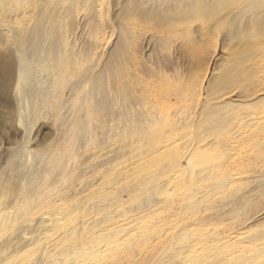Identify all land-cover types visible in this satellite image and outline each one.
<instances>
[{
    "label": "rangeland",
    "instance_id": "rangeland-1",
    "mask_svg": "<svg viewBox=\"0 0 264 264\" xmlns=\"http://www.w3.org/2000/svg\"><path fill=\"white\" fill-rule=\"evenodd\" d=\"M98 2V0H0V211L5 209L13 214L12 216H18L19 213H26L30 206L50 205L48 209L63 208L64 218L74 215L77 216L75 220L79 221L83 216L81 212L84 206L81 203L84 201L82 204L85 205V198L81 197L84 193L92 196L83 192L85 190L83 186L98 182L94 178L95 171L96 173L97 170L109 172L107 168L111 167L110 169L113 168L114 171L113 169L111 171L114 173L111 171L110 173L114 176L110 175L107 184L114 194L105 199L111 200L115 196L122 198L126 202L123 205L128 213L130 211L132 214L138 212V208L139 210L143 207L146 208L150 203L156 202L159 196L155 195V189H152L146 193H139V195L141 194L138 196L139 198H132L135 201L130 200L129 191L137 185L134 184L135 182L127 181L133 177V171L131 173H128L127 170V173L124 172V168L127 169L129 166H125L123 170L121 167L125 164L121 161L125 156H129L130 149L135 147L139 149L140 144L142 147L145 144H148L145 147H150L155 142L154 140H163L164 138L162 139L160 135L164 133L169 136L171 147L174 143L171 142L173 137L179 139L180 134L187 133L189 139L182 135L180 138L186 139L184 141L192 138L190 145L195 143L198 138L199 140L204 139V147L197 149L194 156L192 155L191 160H193L190 161V164L194 162L192 165L182 166L183 170L180 167L182 172L179 169V177L182 178L181 180L186 177L188 179L193 168L200 170L207 167L206 170L209 172L203 171V169L200 173V176H204L206 172L205 176L208 175V178L204 176L202 180L207 181L203 183L201 180L198 187L195 185L197 187L195 190L194 186H190V181H187L189 189H186L188 188L186 183L184 185L175 182L173 185H169L170 200L175 199L179 204L182 203V205H175L177 211L174 209L169 213L168 211L166 213L165 211L161 213L153 211L151 215H146L147 219L144 227L142 226L143 229L136 226L132 228L135 229L134 231H138L136 236L141 231L144 232H142V239L146 237V234L152 232L153 237L149 234L150 237L147 235L148 240L146 238L142 240L139 237L137 242L131 241V244H126L131 247L128 248L125 245L123 248H119V254L116 257H111L109 254L99 256L100 258L95 260V263L93 260L92 264H193L194 262L197 264L198 261L201 262L202 259L204 261L209 256L212 258L209 257L207 262L202 261L201 263L218 264L219 262L221 264L223 259V264H229V261L230 264H234L232 253H235L237 249L236 253H239L240 258L238 264H256L257 262L264 264V74H262L264 67L259 65L262 62V66H264V7L258 5L252 9L253 11L239 14L242 21L236 22L238 26L236 31L244 28L249 29L252 33L247 37L249 52L247 51L245 55L244 65L238 66L244 71L238 72L240 76H231L227 71H230L231 67L238 63H235L234 48L240 45V41H233L231 38L233 17L224 18V16L228 12L231 16H233L232 14L237 15V11H235L237 6L231 4H236L238 0H103L101 9L97 7ZM95 34L103 36L104 42L99 44L101 47L95 44ZM217 36L222 42L218 51L214 52L213 38ZM225 43H229L227 49H223ZM251 47L252 49H250ZM254 58L256 61L253 60ZM233 68L237 69V66ZM204 74L207 76L204 79L203 93L199 98L198 93L193 94L197 89L193 88V91L189 88L194 87V82L202 80ZM140 83L142 84L140 85ZM145 84L150 85L151 90L148 89L149 93L146 96L143 95L142 98L149 97L147 101L150 100V104H154V102L156 104L155 106L152 104V107L157 106L160 110H158L159 108L155 109L156 111L153 110L154 108H150V104L145 102V98V101L139 98V95L143 94L142 91L145 92V89L148 88ZM160 85L166 86L169 91L172 87L173 92L180 91L179 87L184 91L188 90L186 92L189 95L186 93L188 95L186 98H190L188 101L191 102L186 101L182 104L191 107V104H195L199 99L201 106L198 108H203L201 110L205 112L204 120L201 118L203 113L199 115V112L197 118L193 116L194 118L191 120L188 119L186 115L192 111L191 108L190 111L188 110L189 106L183 105L182 107L181 104L179 107L177 104L175 107L180 108L178 111V107H176L177 109L171 107V104L167 106V99L165 100L163 97L162 101H165L164 105H166L162 108L163 104L159 103L158 95H162L160 91L165 87L157 88ZM207 87L208 91H206ZM195 95L198 96L195 97ZM195 98L197 99L195 100ZM214 103L222 106L220 111L223 113L228 110L231 114L233 110L236 115L238 112L241 115L236 118L234 112L230 117L228 112L223 114L217 111L215 113L219 109H216V105H212ZM159 104L162 105L159 106ZM166 106L171 108L167 109ZM146 107H149L147 110L152 109L158 114L159 111L164 110L166 113L164 111L163 114L161 112L158 115L150 110L149 115L154 116L156 122H149L146 120L149 117V115L146 116L147 110L144 111ZM185 107L188 112H185L187 111ZM175 110L178 113L182 112L178 116L184 115L183 118L186 117L190 121L185 118L180 119L181 122H176L178 125L175 122H173L175 126L171 124L169 118H174L172 116L177 115ZM206 112H209L210 115ZM221 113L228 118L221 116L219 118ZM152 116L149 118L153 120ZM206 116H209L208 119ZM209 118L213 120L209 121ZM160 120L169 122L172 126L168 123L165 124L174 130L166 127L163 122H159ZM190 122L194 123H191V132L190 129H187ZM241 124L247 128H243ZM153 127L155 131L152 130ZM163 127L169 129V132L168 130L164 132ZM179 129L183 131L179 132ZM219 129L222 131L220 132ZM157 130H160L159 133L162 134L156 133ZM238 130L241 132L239 131V133ZM214 131H216L215 134ZM142 133L144 134L140 135ZM177 134L179 135L177 136ZM146 135L150 137L147 138ZM223 135L225 138L222 137ZM231 135L232 137L228 139ZM214 137H216V141ZM213 140L214 144L211 143ZM182 141H180L179 148L183 147V144L184 146L189 145V141L188 143ZM231 142L235 148H231ZM207 143L208 145H206ZM108 149L113 150L109 153L111 155L101 159L100 153ZM142 150L144 149L142 148ZM123 151L125 153L122 154ZM174 154L180 155L181 152H174ZM163 156L164 154H159L158 157H155L158 162L156 163L154 159L153 165L162 163L164 167L168 166L169 159L166 155ZM222 156L225 159L228 158L224 159L226 162L220 159ZM117 157L121 161L116 163L115 161L119 160ZM219 159L222 160V163H218ZM113 164H117L115 168H121L123 171L120 169V174L116 173L118 169H115ZM119 164H121L120 167ZM188 166H192V169L189 170ZM221 166L229 169L231 177L228 174L229 171L227 173V170L224 169L226 171L224 172V167L220 168ZM121 172L126 173V176ZM236 172L237 174H234ZM87 179L89 181L91 179L92 183ZM231 179H233L232 183L229 184ZM200 186L205 189L200 191ZM207 188H211L210 191ZM194 191L200 192V196H196L197 193L194 194ZM81 193H83L82 196ZM88 197L87 202L92 203ZM115 201L113 200V202ZM173 211L176 213L174 214ZM171 212L173 213L171 214ZM136 217L133 216V219ZM169 217L172 220H169ZM67 220L71 221L72 218L69 217ZM188 224H191L190 228L194 226V229L186 234L191 233L192 239L199 241L197 243L202 240L198 248L206 247L203 250L205 249L207 256L202 254L204 251L200 250L199 252L198 250V252L194 251L193 258L196 256L195 252L198 253V256L200 254L205 258L200 256L202 259H198L197 256L194 261L190 252L184 253L182 258H176L172 253L174 252L173 247L182 246V244L174 246L173 241L179 239L178 237L187 229ZM163 225L165 226L163 227ZM204 227L207 231L209 228L210 231L206 232ZM151 228L153 229L151 230ZM195 228L196 230H198L197 228L203 229L194 232ZM146 230L147 232H145ZM150 231L152 232L150 233ZM172 232L175 235L179 232V235L175 236ZM7 234L4 233L0 237V249H3V251L0 250V259L9 253L14 254V248L5 242ZM123 234L125 233L123 232ZM235 234H238L233 240L235 244L226 242L228 246L230 245L231 250L234 249L231 251L227 247L230 250L229 254L225 249L226 245L221 244L220 246L225 247L219 248V245L217 244V246L214 241V236H234ZM242 234L246 235L245 237L249 235L248 237L254 244L249 246L247 243L250 238L245 239ZM202 236L206 241L202 239ZM207 236L209 237L207 238ZM240 237H244L245 240ZM171 238L174 240L172 241ZM192 239L186 238L187 241ZM211 240L214 242L211 243ZM251 240L250 242H252ZM11 242L17 246L24 244L25 240L21 243H18V240ZM203 242H206V245L203 246ZM156 243H160V245L156 246ZM207 244L211 247L212 244L215 245L213 247L218 248L214 249L216 253L220 254L224 251L221 255L227 259L222 256L221 261L218 260L216 263L213 254H215V260L218 259L216 257L218 254L213 248H208ZM5 246L10 248L4 250ZM80 247V240H77L73 245L69 243L63 248L67 252L65 255L62 253L63 249H58L47 260L44 259V264H76L74 259L78 256L75 251L77 253L81 249L83 250ZM185 248L183 251H186ZM252 249L254 254H252ZM170 250L171 253H169ZM41 252L42 250H25L24 254L14 255L10 263L21 264L23 261H34ZM245 252L251 253L247 255ZM251 254L255 258H250ZM256 257L262 258V262ZM77 259L79 260V258ZM224 259L228 262L226 263ZM231 261L233 262L231 263ZM237 261L238 259H236Z\"/></svg>",
    "mask_w": 264,
    "mask_h": 264
},
{
    "label": "bare ground",
    "instance_id": "bare-ground-1",
    "mask_svg": "<svg viewBox=\"0 0 264 264\" xmlns=\"http://www.w3.org/2000/svg\"><path fill=\"white\" fill-rule=\"evenodd\" d=\"M65 1V0H64ZM99 2H98V4H97V7H99V9H101V7H102V5H103V0H98ZM34 3H36V2H34ZM28 5V4H27ZM232 6L233 5H236L237 7V10H235V11H237V15L236 14H232L233 16H231V14H229V12H228V14H226L225 16H224V18H228V17H233L232 19H234V22L232 23L231 22V24L234 26H232L231 27V30H232V32H231V38H232V40L233 41H235V40H239L240 41V45H237L235 48H234V52H235V63H237V64H235L236 66H237V69H234L233 67H236L235 65H233V67H231L232 69H230V71H227L228 73H229V75H231V76H240V74L238 73L239 71H242V69H240V68H238V66L240 67L241 65H244L243 63H244V59H245V55H246V53H247V51L249 52V46H248V42H247V37L248 36H250V34L252 33H250V30L249 29H244V28H242L240 31H236V28L238 27L237 25H236V22L237 21H239V22H241L242 21V19H241V16H239V14L240 15H242V14H244V13H246L247 11H253L252 9H254V8H256V7H258V5L259 6H262V7H264V0H238V2L236 3V4H231ZM26 6V5H25ZM28 7V6H27ZM30 7V6H29ZM21 10V9H20ZM19 10V11H20ZM32 10V9H31ZM18 11V15H19V12ZM23 11V10H22ZM26 11V10H25ZM22 13V12H21ZM235 13V12H234ZM28 14H31V13H28ZM6 15V14H5ZM22 15H24V14H22ZM21 15V16H22ZM26 16V15H25ZM24 17V16H23ZM239 17V18H238ZM29 18V17H28ZM236 19H238V20H236ZM96 33V32H95ZM93 35V34H92ZM100 35V36H99ZM99 35H96L95 34V41H96V45L98 44H100L101 45V43H102V41H103V36L101 35V34H99ZM252 35H254V34H252ZM94 41V42H95ZM213 41H214V52H217L218 51V48L220 47V45H221V40H220V38L217 36V37H214L213 38ZM91 42H93V41H91ZM104 42V41H103ZM262 43V42H261ZM258 44H260V43H258ZM99 45V47H101ZM103 45V44H102ZM228 45H229V43H225L224 44V46H223V49H227L228 48ZM264 46V45H263ZM253 47V46H252ZM252 47L250 48V49H252ZM262 47V46H261ZM247 59V58H246ZM253 60H255L256 61V59L254 58ZM258 60V59H257ZM261 60V58L259 59V61ZM252 61V60H251ZM258 61V62H259ZM261 62V61H260ZM256 64H258L257 62H255ZM255 63H254V65H255ZM264 63V62H263ZM260 65V67H264V66H262V62L259 64ZM264 65V64H263ZM251 66H252V63H251ZM63 67V66H62ZM242 67V66H241ZM64 68H65V66H64ZM66 69V68H65ZM250 69V68H249ZM62 71H63V69H62ZM243 71H244V69H243ZM242 71V72H243ZM246 71V70H245ZM255 71V70H254ZM262 71H264V70H262ZM228 73H227V75H228ZM260 73H261V71H260ZM262 74H264V72L262 73ZM241 75H243V74H241ZM207 76V74H204L203 75V78H202V80H200V81H197V82H194V80H192L193 82H194V87H188V86H186V87H188L189 89H191V90H193V88H195V89H197L195 92H193V94L194 93H198V95H199V98H200V95L203 93V90H204V79H205V77ZM259 76V75H258ZM261 76H263V75H261ZM138 77V76H137ZM163 77V76H162ZM228 77V76H227ZM230 77V76H229ZM257 77V76H256ZM264 77V76H263ZM231 78V77H230ZM239 78V77H238ZM254 78V77H253ZM234 80H235V78H233ZM255 79V78H254ZM258 80V79H257ZM261 80H262V78H261ZM262 82V81H261ZM145 83V82H144ZM144 83H143V85H144ZM142 83H140V85H141ZM234 84V83H233ZM138 85V84H137ZM146 85V84H145ZM189 85V84H188ZM139 86V85H138ZM148 85H146V87H147ZM150 86V85H149ZM148 86V88L147 89H145L146 91H147V93H145L146 91L142 88V90H144L145 92H143L142 91V93L143 94H140V95H142L141 97H140V95H139V98H142L143 97V95L144 96H146V94H148L149 92H148V89H150V87ZM159 86V85H158ZM161 86H163V85H160V87H157V88H162ZM185 86V85H184ZM184 86H183V88H184ZM193 86V85H192ZM163 87H165V88H162V91H160V93L162 94V95H158V99H159V103H162L163 104V107L162 108H164V106L167 104V106L169 105V104H171V107L173 106L174 108H176V107H178L179 105H181L182 104V102H186V101H188V100H190V98H186V97H188V93L186 92V91H188V90H183L182 88H180L179 87V89H181V90H183V91H176V92H173V90H172V87H171V90L169 91L168 90V88H166V86H163ZM141 88V87H140ZM139 88V89H140ZM153 88V87H152ZM137 89V88H136ZM179 89H176V90H179ZM187 89V88H186ZM261 89V88H260ZM135 90V89H134ZM151 90V89H150ZM229 90H231L230 88H229ZM229 90H227V91H229ZM233 90L235 91V88H233ZM138 91H140V90H138ZM194 91V90H193ZM206 91H208V87H207V89H206ZM232 91V90H231ZM154 92V91H153ZM230 92V91H229ZM258 92V91H257ZM145 93V94H144ZM156 93H157V91H156ZM188 95H187V94ZM189 93H192V91L190 92L189 91ZM230 93H232V92H230ZM138 94V93H137ZM158 94V93H157ZM156 94V95H157ZM227 94H229L228 92H227ZM255 94V93H254ZM198 95H195V97L196 96H198ZM226 95V94H225ZM249 95V94H248ZM251 95V94H250ZM252 95H253V93H252ZM149 96H151V95H149ZM153 96V95H152ZM193 96V95H192ZM162 97L166 100L167 99V102H166V104L164 105V102L162 101V100H164V99H162ZM191 97V96H190ZM251 97V96H250ZM145 98V97H144ZM144 98H142L143 100H144ZM157 98V97H156ZM193 98V97H192ZM191 98V99H192ZM198 98V97H197ZM197 98H195V100L197 99ZM217 98V97H216ZM215 98V99H216ZM149 99V97L148 98H145V102H147L148 104H150V100H149V102L147 101ZM153 99H155V98H153ZM152 99V100H153ZM186 99V100H185ZM218 99V98H217ZM194 100V99H193ZM195 100H194V103H195ZM156 101V100H155ZM189 103L191 102V101H188ZM142 103H143V101H142ZM210 103V102H209ZM144 104V103H143ZM152 104L153 103H151L150 104V108L152 107ZM161 104V105H162ZM178 104V106H176L175 107V105H177ZM187 104V103H186ZM229 104V103H228ZM154 106L156 105L155 104V102H154V104H153ZM160 104H159V106H161ZM183 105L184 104H182V107H183ZM193 105V106H192ZM212 105H216L217 106V108L216 109H219V110H216L215 109V106H214V109L216 110L215 111V113L217 112V111H220L221 110V108H222V106H220V104L218 105V104H216V103H214V104H212ZM227 105V104H226ZM145 106H149V105H145ZM154 106L152 107V109L154 108ZM166 106V107H167ZM170 106V105H169ZM184 106H189V105H184ZM198 106H201V103H200V101H199V99H197V101H196V103L195 104H191V107L189 106V111H190V108L192 109V111L191 112H188V110H187V108L185 107V109L187 110V111H185V112H188V114L187 113H184V114H187L186 116L188 117V119H190L191 120V118H194V117H198V112H199V115H201V113H203V115H202V117L201 118H203V116H204V114H205V112H204V110H201V109H203V108H201V107H199L198 108ZM219 106V107H218ZM157 107V106H156ZM154 108L153 110H155V109H158L159 107H157V108ZM171 107H167V109L168 108H171ZM179 107H181V106H179ZM178 107V108H179ZM224 107V106H223ZM161 108V109H162ZM231 108H233L232 106H231ZM145 110L144 111H146L147 109H149V107H146V108H144ZM152 109H150V110H147V114H146V116L147 115H149L150 113H149V111L150 112H155V111H152ZM177 109V108H176ZM225 109H226V107H225ZM234 109V108H233ZM158 110H160V108L158 109ZM180 110V108L178 109V111ZM223 110V109H222ZM165 111V110H164ZM164 111H159L161 114H163V112ZM173 111V110H172ZM181 111H182V108H181ZM180 111V113H182ZM201 111H203V112H201ZM213 111V110H212ZM225 111H227L228 112V110H225ZM229 111H231L230 109H229ZM177 112V110H175V113ZM220 112H222L223 113V111H220ZM219 112V113H220ZM227 112H224L223 114H225V113H227ZM232 112H234L233 110H232ZM232 112H231V114H230V112H228L230 115H229V117L231 116V115H233L232 114ZM144 113V112H143ZM155 113H157L158 114V112H155ZM154 113V114H155ZM159 113V114H160ZM165 113H166V111H165ZM170 113H171V110H170ZM174 113V114H175ZM180 113H176L177 115L176 116H172L171 114V116L172 117H174V118H169L170 119V121L169 122H171V124H173V122H175V124L176 125H178L177 123L178 122H181L180 121V119L182 120V119H185V118H183L184 117V115L183 116H181L180 117V115L178 116V114H180ZM209 112H206V114H208ZM221 113V115H219L218 117L219 118H221V117H225V115H223ZM237 113V112H236ZM156 114V115H157ZM158 114V115H159ZM234 114H235V112H234ZM182 115V114H181ZM208 115H210V113L208 114ZM223 115V116H222ZM236 115V114H235ZM234 115V116H235ZM239 115H241L239 112L237 113V115H236V118H238V116ZM152 115H149V117H151ZM164 116H166L165 114H164ZM164 116H162V117H164ZM168 116V115H167ZM194 116V117H193ZM213 116V115H212ZM221 116V117H220ZM148 117V118H149ZM153 117V120L151 119V118H146V120H149V122H152V121H155V118H154V116H152ZM180 117V118H179ZM205 117V116H204ZM207 117H209V116H206V118ZM240 117V116H239ZM160 118V117H159ZM200 118V119H201ZM226 119L228 118L227 116L225 117ZM235 118V119H236ZM150 119H151V121H150ZM156 119H158V118H156ZM166 119H168V118H166ZM187 118H186V120L187 121H190V120H188ZM208 119V118H207ZM207 119H205V120H207ZM242 119V118H241ZM202 120V119H201ZM203 120H204V118H203ZM202 120V121H203ZM213 120V119H212ZM210 118H209V121H212ZM220 120V119H219ZM229 120V119H228ZM158 121V120H157ZM183 121H185V120H183ZM194 121V120H193ZM208 121V122H209ZM221 121V120H220ZM156 122V121H155ZM159 122H163L164 123V125L166 126V127H168L165 123H168V125H171L169 122H164L163 120L161 121H159ZM177 122V123H176ZM205 123H206V121H204ZM222 122V121H221ZM223 122H225L224 120H223ZM147 124H148V122H146ZM154 123V122H153ZM185 122H183V124H184ZM187 123V122H186ZM191 123L192 124H194L193 122H190V127L188 126V128L187 129H190L192 126H191ZM155 124V123H154ZM189 124V123H188ZM199 124H201V123H199ZM198 124V125H199ZM224 124H226V123H224ZM158 125H159V123H158ZM174 125V124H173ZM182 125V124H181ZM184 125H186V124H184ZM183 125V127L185 128V126ZM222 125H223V123H222ZM227 125V124H226ZM234 125V124H233ZM163 126V125H162ZM164 126V127H165ZM172 126V125H171ZM175 126V125H174ZM187 126V125H186ZM194 126V125H193ZM215 126V125H214ZM218 126H220V125H218ZM239 126V125H238ZM241 126H243L242 124H241ZM245 126V125H244ZM243 126V128H247V127H244ZM164 127H163V129H164ZM177 127V126H176ZM182 127V126H181ZM181 127H180V129H181ZM182 127V128H183ZM199 127V126H198ZM201 127V126H200ZM228 127V126H227ZM168 128H172V127H168ZM175 128V127H174ZM178 128V127H177ZM183 128V129H184ZM243 128H242V130H243ZM155 129H158V128H155ZM173 129V128H172ZM179 129V132L180 131H183V130H180ZM186 129V130H187ZM227 129V128H226ZM232 129V128H231ZM239 129H241V128H239ZM153 131H155L154 130V127H153V129H152ZM165 130H168V132H169V129H164V132H165ZM171 130V129H170ZM174 130V129H173ZM245 130V129H244ZM158 131V130H157ZM156 131V133H159V131L157 132ZM177 131V130H176ZM199 131V130H198ZM219 131H220V129H219ZM222 131V130H221ZM220 131V132H221ZM241 132V130H238V132ZM143 132V131H142ZM171 133H172V131H170ZM174 132V131H173ZM190 132H191V129H190ZM215 132L216 131H214L213 133L215 134ZM239 132V133H240ZM246 132V131H245ZM146 133V132H145ZM181 133H186V132H181ZM238 133V134H239ZM144 133H142V134H140V135H143ZM151 134V133H150ZM159 134H162L161 132L159 133ZM174 134H175V132H174ZM188 134H190V133H188ZM194 134V133H193ZM197 134V133H196ZM226 134V133H225ZM237 134V135H238ZM152 135V134H151ZM167 134H163V135H160V137H162V139L163 140H160V141H156V140H154L155 142L150 146V147H145V146H148V144H143L144 146L142 147V145L140 144V146H139V149L138 148H132V149H130V151L131 152H129L128 154H129V156L127 155V156H125L124 158H123V160L121 161V159H119L118 157V159L119 160H117V161H115L116 163L118 162V161H121V162H123L125 165L124 166H122L121 168L123 169L125 166H129L127 169H126V167L123 169L124 170V172H126V170L128 171V173L130 172H132L133 173V177H131V180H127V181H131V182H135L134 184H136L137 186H135V187H133V188H131L130 189V191H129V199L130 200H132V201H135V199L133 200L132 198H134V197H137V198H139L138 196H140L139 195V193H146V192H149L150 190H152V189H155L154 191L156 192V193H154L155 195H158L159 196V198H157L156 199V202H154V203H150L148 206H146V208L145 207H143V209H140L139 210V208H138V212H134L133 214L131 213V211L128 213L127 211H126V209L124 208V203H126L125 201H124V199H122V198H118V197H114L113 199H111V200H107V199H105L107 196H109V195H113L114 194V192H111L112 191V189L111 188H109L108 186V178L110 177V175H113L114 176V174H112V173H114L113 171H114V169H113V171H111L112 169H110V168H107V167H105V168H107V169H109V172L108 171H102V170H97V173H96V171H95V175H94V178L96 179V180H98V182L97 181H93L94 183H92V180L90 179V181H91V183H92V185H89V186H83V189H85L83 192H87V193H89V194H91L92 196H89L88 194H85L84 193V195L82 196V194L83 193H81L80 195L82 196L81 198H85V205H83L82 203L84 202H82V200H80L82 203H81V205L82 206H84L83 207V210H82V212H81V214H83V216H81V219L79 220V221H76L75 220V217H77V216H74V215H72V216H67L66 218H64V216H65V212H64V210H63V208H61V209H48L49 207H50V205H35V206H30V207H28V210H27V212L26 213H19L18 214V216H16V215H14V216H12L13 214H10V212L9 211H7V210H3V211H0V237L1 236H3L4 235V233H8L7 234V236H6V241L5 242H7V243H9L10 244V246H12L13 248H14V254H10L9 253V255H6L5 257H3V258H1L0 259V264H12V263H10L11 262V258L14 256V255H21V254H24L23 252L26 250H29V249H32V251L33 250H36V251H38V250H42V252H41V254H39V256L37 257V258H35V260L34 261H32V260H30L29 262H25V261H21L22 263L21 264H44V261L45 260H47L50 256H52V254L53 253H55L58 249L59 250H61V249H63L65 246H67L69 243L71 244V245H73L77 240H80V244H81V247L80 248H83V250L81 249L80 251H78L77 253H76V251H75V254L78 256L77 258H79V260L76 258V259H74V262L76 263V264H92L93 263V260H94V263H95V260H97L98 258H100L99 256H105L106 254H109L111 257L112 256H115L116 257V255H118L119 254V248H123L127 243L128 244H131L133 241H135V242H137V240H139V237L142 239V232L143 231H141V233H139V235L138 236H136L137 234H138V231L136 232V231H134L132 228L134 227V226H136L137 228H139L140 229V227H142L143 225H144V223H145V220L147 219V218H145L146 217V215L147 214H149V215H151V212H163V211H165V213H166V211H168V213L172 210V209H174L175 211H177L176 210V207H175V205H182V203L181 204H179V202L177 201V200H175V199H171L170 200V196H168L170 193V191L171 190H169L168 189V186L169 185H173V183H175V182H178V183H181V184H184V183H186V185H187V181H190V186L191 187H193L194 188V190H195V188L197 189V187L200 185V181L203 179V177L206 175V172L208 171V170H206L207 169V167L206 168H203V169H198V170H196L195 168H193L192 169V166L191 167H189V170L190 169H192V171H190L191 173H190V175L188 176V179H186V178H184L183 180H181L182 178H180L179 177V169H180V167H186L187 166V164L188 165H192L193 163H191L190 164V161L192 162V160H191V158H192V155L195 153V151L197 150V149H201V148H203L204 146H203V144H204V139L203 140H199V138H198V140L195 142V143H193L192 145H190L191 143H190V141H192V138H191V140H188L189 141V145H190V147H188V146H184V144H183V147H181V148H179V146L181 145L180 143V141H184V140H186V139H181L180 137H181V135L182 134H177V136H178V138L180 139H176L175 137H173V138H175V139H173L172 138V141L171 142H174V143H172L173 144V146L171 147L170 145H169V136L167 137L166 136ZM186 135V136H185ZM185 135H182L183 137H185V138H187L188 136H187V133L185 134ZM218 135H219V133H218ZM222 135V134H221ZM148 136L149 135H146V137L148 138ZM164 136V137H163ZM165 136H166V138H165ZM191 136V135H190ZM213 136H215V135H213ZM142 137V136H141ZM144 138H146L145 136H143ZM150 137V136H149ZM182 137V138H183ZM192 137V136H191ZM196 137V136H195ZM202 137H204V136H202ZM220 137V136H219ZM222 137H224L225 138V136L223 135ZM230 137H232V135L231 136H229L228 137V139L230 138ZM151 138H153L152 136H151ZM197 138V137H196ZM208 138V137H207ZM215 138V141H216V137H214ZM238 139H239V136L237 137ZM236 138V139H237ZM188 139H189V137H188ZM146 140V139H145ZM150 140V139H149ZM148 140V141H149ZM179 140V141H178ZM233 140V139H232ZM182 141V142H183ZM188 141H184V143L186 142V143H188ZM195 141V140H194ZM215 141L213 140L211 143L212 144H214L215 143ZM146 142V141H145ZM153 142V141H152ZM171 142H170V144H171ZM229 142V141H228ZM239 142V141H238ZM242 142V141H241ZM211 143H209V144H211ZM220 143V142H219ZM233 143H235V142H233ZM139 144V143H138ZM211 144V145H212ZM229 144H230V142H229ZM237 144V143H236ZM206 145H208V143L206 144ZM228 145V144H227ZM231 145H232V142H231ZM239 146V145H238ZM146 149H145V148ZM229 147V146H228ZM142 148L144 149V150H142ZM231 148H235V147H233V145L231 146ZM97 150V149H96ZM104 150V149H103ZM234 150H236V149H234ZM233 150V151H234ZM125 151V150H124ZM122 152V154L123 153H125V152ZM229 151V150H228ZM230 151H232V150H230ZM110 152H113V150L111 149V151H110V149H108V150H106V151H104V152H101L100 153V155H99V157L102 159V158H104V157H108L109 155H111V154H109ZM127 152V151H126ZM174 152H176V153H179V152H181V154L180 155H175L174 154ZM235 152V151H234ZM206 153H207V151H206ZM215 153H216V151H215ZM231 153V152H230ZM95 154V153H94ZM121 154V155H122ZM159 154H164V156L166 155L167 156V158L169 159V164H168V166H165L164 167V165L162 164V163H158L159 165H161L160 167L159 166H155V165H153L154 163H152V162H154V159H155V157H158L159 156ZM197 154V153H196ZM218 154V153H217ZM217 154H215L216 156H217ZM205 155V154H204ZM163 156V157H164ZM194 156V155H193ZM232 156H233V154H232ZM98 157V156H97ZM201 157V156H200ZM161 159V158H160ZM167 159V160H168ZM220 159H225V157L223 158V156L222 157H220ZM220 159L218 160L219 162L218 163H222L221 161H220ZM226 159H228L227 157H226ZM225 159V160H226ZM114 160H116V159H114ZM156 160L157 159H155V162H156ZM194 160H195V158H194ZM197 160V159H196ZM216 160V159H215ZM224 160V161H225ZM94 161V160H93ZM201 161V160H200ZM158 162V161H157ZM156 162V163H157ZM197 162V161H196ZM226 162V161H225ZM106 163V162H105ZM109 163V162H108ZM107 163V164H108ZM152 163V164H151ZM109 164H111V163H109ZM196 164V163H195ZM117 164H113L112 166L115 168V166H116ZM120 165L121 164H119V167H120ZM162 165H163V168H161L162 167ZM219 165V164H218ZM221 165V164H220ZM193 166H195V165H193ZM228 166V165H227ZM117 167V166H116ZM183 167H182V170H183ZM203 167H205L204 165H203ZM222 167H224V166H221L220 168H222ZM121 168H115V169H118L119 170V172H117L116 171V173H118V174H120V171L122 170ZM218 168H219V166H218ZM231 168V167H230ZM121 169V170H120ZM225 167L223 168V171L224 172H226L225 170H227V169H225ZM122 170V171H123ZM202 170L203 171H206L204 174V176H200V173L202 172ZM110 171L112 172V173H110ZM184 171H185V169H184ZM184 171H183V174H184ZM198 171V172H197ZM200 171V172H199ZM228 171H229V169L227 170V173H228ZM234 171V170H233ZM180 172H182L181 171V169H180ZM209 172V171H208ZM115 173V175H117ZM121 173H123V172H121ZM127 173V172H126ZM126 173H123V174H125V176H126ZM233 173V172H232ZM231 173V174H232ZM203 174V173H202ZM220 174V173H219ZM223 174V173H222ZM224 174H226V173H224ZM229 176H230V171H229ZM234 174H237V172L236 173H234ZM182 175V174H181ZM119 176V175H118ZM121 176V178L123 177L122 176V174L120 175ZM208 176V175H207ZM207 176H205V177H207ZM115 177H117V176H115ZM114 177V178H115ZM181 177H183V176H181ZM231 177V176H230ZM237 177V176H236ZM120 178V177H119ZM125 178V177H124ZM208 178V177H207ZM228 178V177H227ZM110 179V178H109ZM116 179H118V178H116ZM126 179V178H125ZM88 180V179H87ZM232 180L233 179H231V182H229V184L230 183H232ZM89 180H88V182H90ZM204 181H207V180H205L204 179ZM203 180H202V182L203 183H205ZM227 181H229V180H227ZM201 182V183H202ZM234 182V181H233ZM178 183H176L177 185H178ZM227 183V182H226ZM134 184H132V185H134ZM228 184V183H227ZM85 185V184H84ZM185 185V184H184ZM195 185H197V187L195 186ZM211 185H213V184H211ZM180 186V185H179ZM205 186H206V184H205ZM207 186H208V184H207ZM232 186V185H231ZM81 187V186H80ZM170 187V186H169ZM181 187V186H180ZM186 187H188V188H186V189H189V186L187 185ZM203 187V186H202ZM209 187V186H208ZM181 188H183V187H181ZM201 188V186L199 187V189ZM212 188V187H211ZM210 188V189H211ZM214 189L216 188V186L215 187H213ZM79 189V188H78ZM184 189V188H183ZM198 189V190H199ZM203 189H205V188H201L200 189V191H202ZM208 189V188H207ZM210 189H208L209 191H210ZM174 190V189H173ZM208 190H205V191H207L208 192ZM81 191V190H80ZM205 191H203V192H205ZM108 192V193H107ZM173 192V191H172ZM184 192H187V191H184ZM198 192V191H194L193 193L194 194H196V193ZM218 192V191H217ZM68 193V192H67ZM80 193V192H79ZM189 193V192H188ZM200 193V192H199ZM199 193H197L196 194V196H200V194ZM212 193V192H211ZM95 194V195H94ZM199 194V195H198ZM146 195V194H145ZM150 195H151V193H150ZM162 195V196H161ZM178 195V194H177ZM193 195V194H192ZM201 195H203L204 196V194H201ZM90 198H89V197ZM191 196V195H190ZM196 196H193V197H196ZM210 196V195H209ZM58 197H60V196H58ZM62 197V196H61ZM68 197V196H67ZM87 197L89 198V201H92V203L90 202V203H88L87 202ZM172 197H173V195H172ZM175 197H177V196H175ZM198 197H196V198H198ZM202 197V196H201ZM207 197V196H206ZM181 198H182V196H181ZM192 198V197H191ZM65 199V198H64ZM179 199V198H178ZM56 200V199H55ZM97 200V201H96ZM113 200H116L115 202H113ZM130 200H128V201H130ZM137 200V199H136ZM182 200V199H181ZM195 200H197V199H195ZM53 201V200H52ZM71 201V200H70ZM106 201H108V202H110V203H108L107 204V202ZM127 201V202H128ZM181 202V201H180ZM189 203H190V201H188ZM188 202H183V203H188ZM87 203V204H86ZM147 203V202H146ZM188 203V204H189ZM192 203H195V202H193L192 201ZM131 204V203H130ZM148 204V203H147ZM187 204V205H188ZM146 205V204H145ZM27 208V207H26ZM85 208V209H84ZM182 208H184V207H182ZM185 208H187V207H185ZM184 208V209H185ZM64 209H66V208H64ZM178 209V208H177ZM136 210V209H135ZM183 210V209H182ZM121 211H125L124 213L123 212H121ZM175 211H173L174 212V214L176 213ZM179 211V210H178ZM86 212V213H85ZM121 212V213H120ZM173 212H171V214L173 213ZM79 214V213H78ZM130 214V215H129ZM131 214H132V216H131ZM158 214V213H157ZM127 215H129V216H127ZM177 215V214H176ZM133 216L134 217H136L135 219H133ZM169 216H171L170 214H169ZM69 217H71L72 218V220L71 221H68L67 219L69 218ZM64 218V219H63ZM150 218H151V216H150ZM167 218V217H166ZM170 219L169 220H172V218L171 217H169ZM195 218V217H194ZM178 219V218H177ZM177 219H175V220H177ZM188 219V218H187ZM64 220V221H63ZM169 220L168 219H166V221H168L169 222ZM193 220V219H192ZM135 221V222H134ZM154 221V220H153ZM156 221V220H155ZM162 221H164V220H162ZM185 221H187V220H185ZM152 222V221H151ZM10 223V224H9ZM163 223H165V222H163ZM170 223V222H169ZM181 223V222H180ZM187 223V222H186ZM168 224V223H167ZM197 224V223H196ZM196 224H195V226H196ZM181 225V224H180ZM179 225V226H180ZM190 225L191 224H188L187 225V229L186 230H184V232H183V234L180 236V237H178L179 239H177V240H174V239H172L171 238V240L174 242L173 244H174V246H175V244H176V246L178 245V246H180L179 244H182V246L181 247H179V248H174L173 247V249H172V247H171V249L172 250H174V252H172L173 254H174V256L176 257V258H182L183 257V254L184 253H186V252H190V254H192V258H193V256H194V251H197L198 252V250H199V252H200V250L203 252L204 251V253H202L203 255H206L205 253V249L203 250V248L205 247L204 245H206V242L204 243L203 242V248H198V247H200V246H198L200 243H202L201 241H200V243H197V241L198 240H194V239H192V234L190 233V234H188L189 235V237H187L188 235L186 234L188 231L189 232H191L193 229H194V226H192L191 228H190ZM165 225H163V227H164ZM183 226V225H182ZM144 227V226H143ZM143 227H142V229H143ZM216 227V226H215ZM161 228H162V226H161ZM160 228V229H161ZM174 228V227H173ZM205 228V230H206V232H208V231H210V229L208 228V231H207V229H206V227H204ZM153 228H151V230H152ZM159 229V230H160ZM164 229V228H163ZM198 230L200 229H203V228H197ZM148 230V229H147ZM147 230L145 231V232H147ZM162 230V229H161ZM172 230V229H171ZM173 230H175V229H173ZM179 230H180V227H179ZM179 230H177L176 229V231H179ZM191 230V231H190ZM198 230H196V228H195V230H194V232H196V231H198ZM199 230V231H200ZM175 231V232H176ZM255 231V230H254ZM4 232V233H3ZM123 232L125 233V234H123ZM140 232V231H139ZM152 231H150V233H151ZM163 232V231H162ZM168 232V231H167ZM180 232V231H179ZM179 232H177V234L179 233ZM188 232V233H189ZM249 232V231H248ZM144 233V232H143ZM171 233V232H170ZM182 233V232H181ZM198 233V232H197ZM204 233H205V231H204ZM210 233V232H209ZM231 233V232H230ZM237 233V232H236ZM244 233H245V231H244ZM251 233H252V231H251ZM149 234V233H148ZM148 234H146V237H144V238H146V240H148L147 239V235ZM162 234V233H161ZM161 234H159V235H161ZM168 234V233H167ZM172 234H174V232H172ZM176 234V235H177ZM201 234H202V232H201ZM239 234V233H238ZM238 234H235L234 236L233 235H226V236H223V235H221V236H214V241H215V243H216V245L218 244L219 245V248H223V247H225V246H223V245H226V248L225 249H227V247H228V249L230 248V245L228 246V244L226 243V242H230V243H233L234 241V239H235V237L238 235ZM254 234V233H253ZM150 236H152L153 235V232L151 233V234H149ZM148 235V236H149ZM163 235V234H162ZM175 235V234H174ZM175 235V236H176ZM179 235V234H178ZM177 235V236H178ZM187 235V236H186ZM190 235H191V237H190ZM195 235V234H194ZM193 235V236H194ZM210 235V234H209ZM241 235V234H240ZM264 235V234H263ZM149 236V237H150ZM197 236H199V235H197ZM204 236H205V234H204ZM242 236H244L243 234H242ZM246 236V235H245ZM244 236V237H245ZM249 236V235H248ZM247 236V237H248ZM251 236H253L252 234H251ZM153 237V236H152ZM168 237V236H167ZM196 237V236H195ZM209 236H207V238H208ZM244 237H240V238H244ZM245 237V239H248V238H250V237ZM254 237V236H253ZM257 237V236H256ZM264 237V236H263ZM143 238V239H144ZM186 238L189 240L190 238L192 239V240H190V241H187L186 240ZM205 238H206V236H205ZM203 236H202V239L204 240L205 239ZM259 238V237H258ZM142 239V240H143ZM149 239H151V238H149ZM153 239V238H152ZM175 239H176V237H175ZM197 239H198V237H197ZM201 239V238H200ZM211 239V238H210ZM245 239H243V240H245ZM256 239V238H255ZM12 240H18V243H21V242H23L24 240H25V243L24 244H19V245H13V243L11 242ZM157 240V239H156ZM159 240V239H158ZM213 240V239H212ZM211 240V243L212 242H214V241H212ZM238 240V239H237ZM236 240V242L238 243L239 242V240L237 241ZM250 240H251V238L249 239V242H250ZM132 241V242H131ZM204 241H206V240H204ZM252 241V240H251ZM259 241H260V239H259ZM258 241V242H259ZM16 242V241H15ZM131 242V243H130ZM143 242V241H142ZM144 242H145V240H144ZM144 242L142 243L143 245H145V247H146V244H144ZM151 242V241H150ZM153 242V241H152ZM199 242V241H198ZM209 242H210V240H209ZM242 242V241H241ZM247 243V244H249V246H251L252 244H254L253 243V241L252 242H250V243ZM262 242V241H261ZM6 243V244H7ZM12 243V244H11ZM167 243V242H166ZM170 243H172V242H170ZM170 243H169V245H170ZM208 243V242H207ZM214 243V244H215ZM236 243V244H237ZM263 243V242H262ZM262 243H260V245H263ZM134 244V243H133ZM221 244H223L222 246H220ZM234 244H235V242H234ZM241 244H243V243H241ZM241 244H239V245H241ZM77 245V244H76ZM138 245H139V241H138ZM140 245H141V242H140ZM159 246L160 245V243L159 244H157L156 243V246ZM172 245V244H171ZM211 245V244H210ZM217 245V246H218ZM245 245H246V242H245ZM79 246V245H78ZM77 246V247H78ZM133 246V245H132ZM147 246H148V244H147ZM164 246V245H163ZM173 246V245H172ZM207 246H208V248H213V250L214 249H218V248H214L213 246H215V245H213L212 244V247L211 246H209L208 244H207ZM235 246V245H234ZM238 246V245H237ZM248 246V247H249ZM76 247V246H75ZM126 247H128L127 245H126ZM125 247V248H126ZM129 247H131V246H129ZM128 247V248H129ZM137 247V246H136ZM144 247V248H145ZM152 247H153V245H152ZM186 247V248H185ZM201 247H202V245H201ZM236 247V246H235ZM239 247V246H238ZM237 247V248H238ZM244 247V246H243ZM246 247H247V245H246ZM8 248H10V247H8V246H5V249L4 250H6V249H8ZM156 248V247H155ZM169 248V247H168ZM185 248V250L186 251H183V249ZM206 248V247H205ZM250 248H252V247H250ZM253 248H254V245H253ZM256 248V247H255ZM67 249V248H66ZM78 249V248H77ZM131 249V248H130ZM227 249V250H228ZM241 249H242V247H241ZM240 249V250H241ZM248 249V248H247ZM1 251H3V249L1 248L0 249ZM74 250V249H73ZM141 250V249H140ZM146 250V249H145ZM159 250H161V249H159ZM211 250V249H210ZM226 250V251H227ZM230 250H231V248H230ZM230 250H228L227 251V254H229L230 252ZM232 250H234V249H232ZM231 250V251H232ZM251 250V249H250ZM167 251V250H166ZM207 251H208V249H207ZM215 251V253H216V250H214ZM213 251V252H214ZM236 252L238 251V249L237 250H235ZM255 251H258V250H255ZM40 252V251H39ZM65 252H66V250H64L63 249V251H62V253L65 255ZM71 252V251H70ZM69 252V253H70ZM161 252V251H160ZM197 252H195V257H197L198 255V253ZM224 251H222V252H220V254L217 252L216 254H218L216 257H218V259H216L215 260V254H213V259H214V261L216 262V261H221L220 259H222L223 257L224 258H226L225 256H223V255H221L222 253H223ZM229 252V253H228ZM232 253V255L233 256H235V254H236V256L235 257H233L232 256V258H234V264H238V263H240L239 262V253ZM35 253V252H34ZM67 253V252H66ZM72 253V252H71ZM146 253V252H145ZM164 253H165V250H164ZM169 253H171V250L169 251ZM249 253H251V252H249ZM248 253V254H249ZM134 254V253H133ZM208 254V253H207ZM212 254H210V255H212ZM245 254H247L246 252H245ZM244 253H243V256L245 255ZM247 254V255H248ZM252 254H254L253 253V249H252ZM252 254L251 255H249V257L250 258H255V257H252ZM67 255H69V254H67ZM146 255V254H145ZM220 255H221V257H220ZM231 255V254H230ZM240 255H241V253H240ZM72 256V255H71ZM125 256V255H124ZM162 256V255H161ZM200 256H202V255H200L199 254V256H198V259H202V257H204V256H202L201 258H200ZM207 256V255H206ZM223 256V257H222ZM163 257V256H162ZM173 257V256H172ZM194 257V258H195ZM210 257V256H209ZM209 257H207L206 259H204V261H203V259L201 260V262L203 261V262H207L206 260L209 258ZM220 257V258H219ZM228 257V256H227ZM248 257V256H247ZM68 258V257H67ZM71 258V257H70ZM191 258V259H192ZM193 258V259H194ZM205 258V257H204ZM210 258H212V257H210ZM238 259V261L236 262V259ZM256 258H259V257H256ZM45 259V260H44ZM109 259V258H108ZM187 259H188V256H187ZM213 259H212V261H213ZM227 259V258H226ZM260 259V258H259ZM262 259V258H261ZM260 259V260H261ZM72 260V259H71ZM99 260H101V259H99ZM104 260V259H103ZM159 260H160V257H159ZM169 260V259H168ZM176 260V259H175ZM209 260V259H208ZM225 260V259H224ZM229 260H231V259H229ZM233 260V259H232ZM255 260V259H254ZM253 260V261H254ZM32 261V262H31ZM66 261V260H65ZM161 261V260H160ZM166 261V260H165ZM164 261V262H165ZM193 261V260H192ZM194 261H195V259H194ZM213 261V262H214ZM226 261V260H225ZM251 261V260H250ZM256 261H257V259H256ZM264 261V260H263ZM169 262V261H168ZM201 262H199L198 261V263H200V264H202ZM209 262H211V261H209ZM208 262V263H209ZM222 262H223V259H222ZM222 262H220L221 264H223ZM228 261H226V263H227ZM233 261H231V263H232ZM244 262H246V261H244ZM261 262H262V260H261ZM98 263V262H97ZM185 263V262H184ZM195 263V262H194ZM193 263V264H194ZM197 263V264H198ZM212 263V262H211ZM217 263V262H216ZM225 263V262H224ZM229 264H230V261L228 262ZM16 264H18V263H16ZM204 264V263H203ZM206 264V263H205ZM213 264H215V263H213ZM218 264H219V262H218ZM256 264H258V262L256 263Z\"/></svg>",
    "mask_w": 264,
    "mask_h": 264
}]
</instances>
